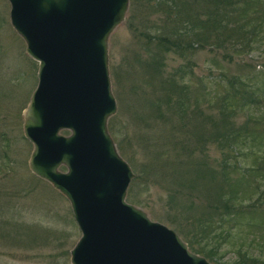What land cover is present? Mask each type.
Segmentation results:
<instances>
[{
    "label": "water",
    "instance_id": "obj_1",
    "mask_svg": "<svg viewBox=\"0 0 264 264\" xmlns=\"http://www.w3.org/2000/svg\"><path fill=\"white\" fill-rule=\"evenodd\" d=\"M7 1L9 23L37 63L21 124L32 145L27 166L69 203L80 232L69 263L211 264L125 200L134 174L106 126L116 108L107 39L128 0Z\"/></svg>",
    "mask_w": 264,
    "mask_h": 264
},
{
    "label": "rangeland",
    "instance_id": "obj_2",
    "mask_svg": "<svg viewBox=\"0 0 264 264\" xmlns=\"http://www.w3.org/2000/svg\"><path fill=\"white\" fill-rule=\"evenodd\" d=\"M8 11V1L0 0V264H70L69 250L80 232L73 220L69 203L48 182L33 175L27 166L32 145L24 138L21 124L23 111L36 85L37 63L25 53L23 40L9 23ZM128 14L127 5L124 19L113 28L107 39L108 73L116 105L113 114L114 130L110 136L119 155L134 174V180H130L128 187L132 180L134 182L125 200L143 210L149 219L175 231L192 251L183 236H188L187 233L196 234L197 227L195 229L190 221L188 211L170 202L164 188L170 186V183L166 176L161 175L165 171H156L155 177L152 179L149 176L147 181L137 178L140 166L149 161L147 156L151 157L145 155L142 149L143 137L154 138L153 130L160 129L159 126L167 128L169 123H156L152 129L147 126L150 125L149 119L154 120L152 118L156 115L149 112L150 109L146 110L144 98L154 90L158 91V87L151 89L144 82L142 87L138 86L137 80L141 81L144 73L139 71L132 57L133 52L143 43L136 46V37L126 23ZM224 53L229 55L228 51L223 50H197L191 56L189 85L198 94L203 113L197 115L187 111L189 126L194 131L190 138L210 136L211 122L205 121L206 118H211L224 130L219 121V97L228 87L227 80L236 76L253 77L250 78L251 82L264 79V38L253 51L232 55L231 58L222 57ZM163 64L162 78L165 79L174 68L183 64V60L168 53L164 56ZM115 70L119 76L115 81L117 85L111 76ZM124 86L125 92L120 90ZM118 88L122 92L120 97L117 95ZM137 92L144 93L143 102ZM232 120L236 127L240 126L245 120V111L238 109ZM260 127L257 125L255 131ZM60 133L67 135L69 132L62 130ZM221 150L213 141L208 144L207 152L213 158L211 165L220 164L218 160L222 156L219 152ZM250 161L249 157H244L240 163L247 165ZM58 169L64 171L65 167L61 165ZM263 171L247 175L251 180L252 193L246 198L250 196L248 202L256 200V204L261 203L264 212ZM252 218L253 215L244 214L238 220V224L230 229L231 234L226 236L228 245L217 239L216 247L213 246L214 261L207 259L211 264H232L236 259V250L241 248L248 250V253L250 250V256L264 258V242L257 241L264 238V228L259 226L258 218L254 223L251 222ZM236 238L242 239V242Z\"/></svg>",
    "mask_w": 264,
    "mask_h": 264
},
{
    "label": "trees",
    "instance_id": "obj_3",
    "mask_svg": "<svg viewBox=\"0 0 264 264\" xmlns=\"http://www.w3.org/2000/svg\"><path fill=\"white\" fill-rule=\"evenodd\" d=\"M128 6V28L136 37V46L143 43L132 57L144 73L143 79L137 80L138 86L144 82L151 89L158 87L144 98L146 110L156 115L147 126L152 129L156 123H169L167 128L158 125L160 129L153 130L154 138L143 137L142 149L151 157L147 156L149 161L140 166L137 178L147 181V177H155L156 171H165L161 175L169 180L170 186L164 188L170 202L188 211L190 221L197 227L196 234L183 237L192 251L214 261L217 239L227 244L226 236L244 214L253 215V223L258 218L259 226L264 228L262 204L248 202L250 196L246 198L252 193L247 175L264 169V79L251 82L253 77L236 76L227 80L228 87L219 97V121L224 130L204 115L205 121L211 122L210 136L190 138L194 131L187 111L197 115L203 111L198 94L189 85V62L197 50L228 51L229 55H222L226 58L255 50L264 38V0H128ZM168 53L183 60V64L163 79V59ZM111 76L117 85L116 70ZM120 90L125 92V86ZM137 94L145 97L143 92ZM238 109L245 111V120L236 127L232 117ZM114 121L115 115L107 121L111 136ZM257 125L261 127L255 131ZM210 141L223 149L217 166L211 165L213 158L207 152ZM244 157L251 160L247 165L240 163ZM259 240L264 242L263 237ZM249 253L243 248L236 250L232 264H264V258Z\"/></svg>",
    "mask_w": 264,
    "mask_h": 264
}]
</instances>
